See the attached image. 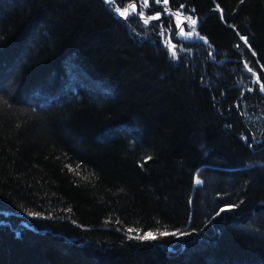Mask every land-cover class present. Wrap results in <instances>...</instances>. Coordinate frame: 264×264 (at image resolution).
<instances>
[{
	"label": "trees",
	"instance_id": "16d2710c",
	"mask_svg": "<svg viewBox=\"0 0 264 264\" xmlns=\"http://www.w3.org/2000/svg\"><path fill=\"white\" fill-rule=\"evenodd\" d=\"M261 85L264 0H0V264H264Z\"/></svg>",
	"mask_w": 264,
	"mask_h": 264
},
{
	"label": "snow or ice",
	"instance_id": "6c2138e0",
	"mask_svg": "<svg viewBox=\"0 0 264 264\" xmlns=\"http://www.w3.org/2000/svg\"><path fill=\"white\" fill-rule=\"evenodd\" d=\"M165 2H167V0H165ZM117 11H120L119 9H117ZM126 11V10H125ZM125 11H120V15H125ZM192 23L195 24L196 21L195 20H192ZM242 40L245 41V43H247V40L245 37H241ZM247 67V65H245ZM249 71H251V69H249ZM261 89L264 90V85H261ZM199 183V181H198ZM231 207V206H229ZM221 211H224V209H221ZM38 215V214H37ZM131 231V229L129 230ZM160 235H169V233L167 232H163V233H160ZM172 235H175V233H172ZM139 239H148V240H154L156 239V236L152 233H145L143 236H140V237H137Z\"/></svg>",
	"mask_w": 264,
	"mask_h": 264
},
{
	"label": "rangeland",
	"instance_id": "374dc122",
	"mask_svg": "<svg viewBox=\"0 0 264 264\" xmlns=\"http://www.w3.org/2000/svg\"><path fill=\"white\" fill-rule=\"evenodd\" d=\"M128 10H130V9H128ZM175 19H176V22L179 23L180 19L179 18H175Z\"/></svg>",
	"mask_w": 264,
	"mask_h": 264
},
{
	"label": "water",
	"instance_id": "95a60500",
	"mask_svg": "<svg viewBox=\"0 0 264 264\" xmlns=\"http://www.w3.org/2000/svg\"><path fill=\"white\" fill-rule=\"evenodd\" d=\"M105 3H107L108 2V0H103ZM121 17H123L122 15H120Z\"/></svg>",
	"mask_w": 264,
	"mask_h": 264
}]
</instances>
